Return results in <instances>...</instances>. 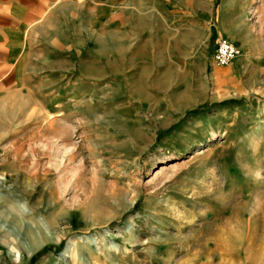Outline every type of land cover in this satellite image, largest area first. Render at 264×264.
<instances>
[{"label": "rangeland", "instance_id": "374dc122", "mask_svg": "<svg viewBox=\"0 0 264 264\" xmlns=\"http://www.w3.org/2000/svg\"><path fill=\"white\" fill-rule=\"evenodd\" d=\"M130 1L107 14L77 0L40 9L23 79L2 82L1 254L263 264L264 70L253 77L238 38L264 40V0ZM217 28L239 49L226 65L212 61Z\"/></svg>", "mask_w": 264, "mask_h": 264}, {"label": "crops", "instance_id": "0c3cea01", "mask_svg": "<svg viewBox=\"0 0 264 264\" xmlns=\"http://www.w3.org/2000/svg\"><path fill=\"white\" fill-rule=\"evenodd\" d=\"M92 2L95 4L94 9L106 11L111 8L115 9L117 6L124 9L127 5L130 8L132 3L130 0H77V2ZM229 0H224L228 2ZM57 2V0H0V86L5 79H8V74H13L14 82H20L23 79L24 74L20 65L25 61L28 55V47L32 43V33L34 31V22L39 17L40 9L42 14H48L50 8L49 5ZM108 3H110L108 5ZM117 6H116V4ZM125 5V6H124ZM110 6V7H109ZM116 6V7H115ZM112 15V14H111ZM99 18L96 19V26H99L101 32L103 31V17L101 13ZM109 23L106 25L111 26L113 31V18L109 19ZM174 21H170L168 18H164L161 26H166ZM239 40V49L241 56L250 59V65H252L251 74L255 78L257 72L264 70V40L252 35L248 32H244ZM154 37L153 42L148 39L149 43L154 45H160L159 40L164 36V30L160 27L154 31L151 35ZM150 36V37H151ZM224 37L226 39H233L231 32L226 31L222 28H217L215 31V38ZM144 42V47H145ZM14 58L13 69L8 67V59ZM11 67V68H12ZM251 80V78L249 79ZM0 264H7L5 255L1 254L0 251ZM264 264V263H263Z\"/></svg>", "mask_w": 264, "mask_h": 264}, {"label": "built area", "instance_id": "2783aa9c", "mask_svg": "<svg viewBox=\"0 0 264 264\" xmlns=\"http://www.w3.org/2000/svg\"><path fill=\"white\" fill-rule=\"evenodd\" d=\"M239 55V49L224 37L213 42L212 61L218 65H226Z\"/></svg>", "mask_w": 264, "mask_h": 264}, {"label": "bare ground", "instance_id": "6f19581e", "mask_svg": "<svg viewBox=\"0 0 264 264\" xmlns=\"http://www.w3.org/2000/svg\"><path fill=\"white\" fill-rule=\"evenodd\" d=\"M14 151H17V150H14ZM15 155V154H14ZM16 158V157H15ZM14 179V176L13 174H5V180H11V179ZM8 201V203L13 206V207H17V202L14 201H11L9 198L6 199ZM74 246V240H70V242L67 244V247L66 249L60 254L59 258L60 259H64V258H67V257H71L73 256V251H72V248Z\"/></svg>", "mask_w": 264, "mask_h": 264}]
</instances>
